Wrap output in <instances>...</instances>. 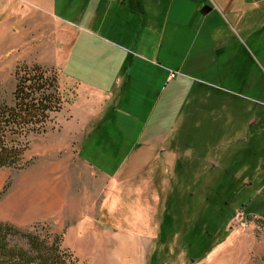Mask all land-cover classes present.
I'll list each match as a JSON object with an SVG mask.
<instances>
[{
  "label": "rangeland",
  "instance_id": "374dc122",
  "mask_svg": "<svg viewBox=\"0 0 264 264\" xmlns=\"http://www.w3.org/2000/svg\"><path fill=\"white\" fill-rule=\"evenodd\" d=\"M8 1L0 0L5 8L0 11L5 21L0 27V101L11 99L15 69L24 62L56 66L66 101L47 132L30 138L25 156L31 163L22 169L0 168V193L5 189L0 220L24 229L37 225L43 235L62 234L64 246L83 264H150L155 251L164 257L159 264H264V32L244 37L232 28L220 30L226 42L222 61L228 66L216 73V10L205 15L203 29L178 33L175 50L169 35L173 18L191 20L195 8L196 17L203 16L202 9L210 5L206 1L214 2L161 0L162 12L172 7V15L168 20L162 14L170 22L163 24L158 62L145 65L141 73L153 87L143 99L147 107L138 109L146 113L132 116L111 107L94 121L111 119L116 127L96 144L103 155L113 157L109 165L117 166L126 153L138 158L113 181L120 193L112 199L117 206L99 210L105 180L79 156L73 140L84 133L95 63H102L97 68L101 77L124 75L117 64L126 60L121 50L127 44L125 26L115 16L90 20L84 11L86 16L74 19L76 10L72 13L69 4L60 2L53 11L33 1L27 5L32 14L18 9L9 20ZM73 20L80 32L71 41L60 31ZM104 44L106 62L96 60V49ZM169 70L173 75L166 79ZM94 149L91 142L84 153ZM179 189L192 198L182 201L175 195ZM139 192L153 199V221L140 208L135 214ZM60 197L61 216L27 215L28 208L60 205ZM128 206L139 218L129 215Z\"/></svg>",
  "mask_w": 264,
  "mask_h": 264
},
{
  "label": "crops",
  "instance_id": "0c3cea01",
  "mask_svg": "<svg viewBox=\"0 0 264 264\" xmlns=\"http://www.w3.org/2000/svg\"><path fill=\"white\" fill-rule=\"evenodd\" d=\"M33 1H40L44 3L49 9L55 10L56 4L58 2L69 4L70 11L71 9L75 11L74 14H71L73 18H78L79 16H86L88 12V18L90 20L97 19L99 17L105 16L108 20L110 17L115 16V20L120 21V23L125 26V34H128V38H126L127 44L123 45L122 51L123 54L126 55V60L122 61L120 64H117V67H120L124 71V75L121 77H116L113 80L110 77H101L99 76L98 67L101 66V62L95 63L96 68L93 71V77L90 79V86H88V99L89 108L86 110L84 115H88L87 118L84 119L83 122V131L82 139L73 140V143H77L76 149L78 150L79 156L93 168L96 174L99 173V176L105 180V188L102 191V199L99 202V210L103 205L109 206L110 208L115 203H112L113 195H118V188L114 189L113 181L117 179L118 175L124 173V170L128 168L131 169L135 160V156L128 155V153L122 155V159L120 161H116L117 166L109 165L110 160L113 159L111 154L101 153V149H99L96 144L97 142L105 141L107 136H111L110 132H107L112 129H116V127L112 124V122L106 120H98L97 123L94 121L98 118V116L102 115L104 112L106 114L107 110L111 107L116 108L118 110L121 109V112L136 116L138 114H145L146 111H139L138 109H145L147 105H145L143 99L145 98L146 94H152L153 87H150L151 80L146 75H141L143 72V67L149 63L158 62L157 58L159 56L160 46L162 45V34L164 29L163 24H166V27L170 21L172 15V7L170 10L163 11V6L161 4V0H9V5L6 7L8 10L9 20L13 19L18 12L26 11L32 14L29 10V4H33ZM215 6L206 1L205 4H210L202 9L207 10L206 13H203V16L196 17L197 11L196 8L194 9V17L188 21H180L175 20L173 18L171 28L169 31L170 35V47L172 50L176 49L174 47L175 41L178 33H184L185 29L189 27H198L204 28L206 25L205 15L208 14L210 11L216 10V73H223L228 66L226 62L222 61L225 60L221 56V52L224 50V46H226L225 40H222L219 32L222 29L232 28L238 35L244 37H251L255 35L256 32L261 31L264 32V0H212ZM87 2V5H86ZM72 3V7H71ZM77 3V9H76ZM80 3L83 4V9ZM173 5V4H172ZM216 7V8H215ZM5 9L0 5V11ZM72 12V11H71ZM80 12V13H79ZM73 13V12H72ZM168 18L164 22V16ZM116 15L119 17L117 18ZM67 16V15H65ZM165 17V18H166ZM196 17V18H195ZM30 20V19H27ZM171 20V19H170ZM66 22V21H65ZM112 22V21H111ZM228 22V24H227ZM5 21L0 20V27H4ZM114 23V22H113ZM78 24L75 20L66 22V27L62 31V34L68 37V40H74L80 29L78 28ZM108 32L114 33L113 28H108ZM60 32H57V46L59 48L60 45ZM199 34L201 32L198 30ZM147 41V45H146ZM240 43V40H238ZM62 43V42H61ZM111 45V49L109 51H113V44L112 42L107 43ZM107 44L101 45L100 48L96 49V60L101 59L104 61V56L106 55L105 50H107ZM106 46V47H104ZM201 49L203 46H200ZM110 52V53H111ZM146 52H149L151 55H146ZM115 55V53H113ZM106 62V61H104ZM163 64V63H161ZM51 66H55L54 63L50 64ZM56 67V66H55ZM180 70V69H178ZM173 71L165 72V78L171 79V74ZM104 81L102 82V79ZM159 90V89H158ZM131 98H138L141 99L140 101H128ZM125 106V107H124ZM124 108L127 111L123 110ZM109 119V118H108ZM120 123V122H119ZM142 130H146V123H143ZM120 129H123L122 126ZM169 126V130H170ZM167 127L162 129V131H167ZM83 136H86L83 140ZM163 136H166L164 133ZM80 137V136H79ZM157 139V138H156ZM166 141L168 139L164 138ZM119 140V138H118ZM151 139L146 142L149 144ZM92 142V146L94 149L93 154L92 151L88 152L89 155L84 153V150L89 143ZM146 145V146H147ZM160 145V144H159ZM158 145V147H159ZM87 150V149H86ZM103 155V157H102ZM90 156V157H89ZM80 157V158H81ZM108 157V158H107ZM104 164V165H103ZM97 165V166H96ZM99 166V167H98ZM131 175L134 174V171L131 170ZM131 175L128 177L130 178ZM128 182V181H127ZM118 183V181H117ZM129 183V182H128ZM116 185V184H115ZM118 185V184H117ZM129 187V186H128ZM124 190V188L122 189ZM150 192V191H148ZM139 204L135 205L134 211L136 210L137 215H139L138 211L140 210L149 216V220L153 218V204L152 198L144 197L146 195L145 192L140 193ZM158 194V193H156ZM101 196V195H100ZM59 199V198H58ZM59 203V202H58ZM48 207L46 210H38L35 208H28L27 215L38 218H50L53 215L61 214L64 210V199L60 197V205ZM138 206V207H137ZM130 212V216L133 218H139L134 216V213ZM67 217V216H66ZM65 216L62 217V219ZM153 221V220H152ZM154 223H149V226H153Z\"/></svg>",
  "mask_w": 264,
  "mask_h": 264
},
{
  "label": "trees",
  "instance_id": "16d2710c",
  "mask_svg": "<svg viewBox=\"0 0 264 264\" xmlns=\"http://www.w3.org/2000/svg\"><path fill=\"white\" fill-rule=\"evenodd\" d=\"M14 76L11 99L0 101V168L22 169L31 163L25 156L30 138L47 132L66 99L55 67L24 62ZM185 194L179 189L175 195L182 201L192 198ZM35 226L24 229L0 220V264H83L64 246L62 234L43 235ZM160 259L164 257L155 251L150 264H159Z\"/></svg>",
  "mask_w": 264,
  "mask_h": 264
},
{
  "label": "built area",
  "instance_id": "2783aa9c",
  "mask_svg": "<svg viewBox=\"0 0 264 264\" xmlns=\"http://www.w3.org/2000/svg\"><path fill=\"white\" fill-rule=\"evenodd\" d=\"M172 75H173V73H172ZM237 215H238V218H239V219H242V218H243V213L238 212ZM241 224L244 225V223H241V222H240V225H241Z\"/></svg>",
  "mask_w": 264,
  "mask_h": 264
},
{
  "label": "water",
  "instance_id": "95a60500",
  "mask_svg": "<svg viewBox=\"0 0 264 264\" xmlns=\"http://www.w3.org/2000/svg\"><path fill=\"white\" fill-rule=\"evenodd\" d=\"M206 11H207V10H203L202 12H203V13H206Z\"/></svg>",
  "mask_w": 264,
  "mask_h": 264
}]
</instances>
